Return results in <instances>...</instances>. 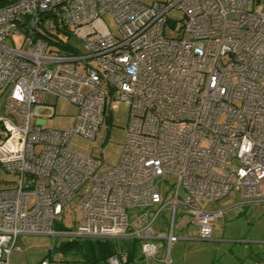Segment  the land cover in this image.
<instances>
[{"label":"built area","instance_id":"2783aa9c","mask_svg":"<svg viewBox=\"0 0 264 264\" xmlns=\"http://www.w3.org/2000/svg\"><path fill=\"white\" fill-rule=\"evenodd\" d=\"M55 33L74 42L53 44ZM7 38L23 44L6 46ZM0 94V167L16 178L0 189V264L26 235L141 240L147 259L157 255L155 241H165L160 261L168 264L175 230L190 226L209 240L221 220V210L198 200L263 196L264 8L255 0H8L0 6ZM46 96L77 108L70 127L31 123L54 115L52 107L39 115ZM119 102L128 107L126 140L117 164L102 171L70 142L93 140ZM167 177L175 188L162 205ZM75 199L77 227L59 230ZM156 205L152 219L143 214L131 230L127 209ZM165 206L171 222L162 233L153 224ZM180 206L187 214L176 220ZM124 259L116 254L107 264Z\"/></svg>","mask_w":264,"mask_h":264},{"label":"rangeland","instance_id":"374dc122","mask_svg":"<svg viewBox=\"0 0 264 264\" xmlns=\"http://www.w3.org/2000/svg\"><path fill=\"white\" fill-rule=\"evenodd\" d=\"M140 1L147 3L149 0ZM256 7L264 8V0H255ZM170 16L177 21L181 18L179 12H171ZM101 21L113 35L119 34L109 14L103 15ZM60 36L64 42L67 40L70 43L74 42L65 35L60 34ZM3 43L19 49L23 41L20 38L13 40L7 38ZM4 98L5 94H0V114ZM45 103L48 107H43L39 115L49 117L50 107L54 110V115L46 121L33 118L32 124L40 123L52 130H63L73 124L77 113V108L73 104L57 100L52 96H46ZM127 118L128 107L125 103L119 102L116 109L110 112L105 123L100 126L93 140L76 136L71 140L70 147L96 158L100 170L110 169L117 164L125 143ZM15 179L14 175L6 173L0 167V189L9 188ZM174 188L175 179L172 177H167L165 182L160 184L162 205L169 201V194ZM261 189L263 196L258 201H246L237 193H232L218 202L198 200L197 205L200 208L210 211L222 210L223 216L220 221L213 223V232L209 240L197 239L193 235L194 229L190 226L182 232L175 230L176 236L180 239L169 249L168 264H264V186ZM183 197L184 194L180 192V200ZM79 203V199H75L67 204L58 219L59 230H73L77 227L81 218ZM158 209L159 205L146 209L128 208L131 230L134 231L141 226L139 219L143 214H147L149 219H152ZM186 212L187 209L180 206L177 209L176 220L186 215ZM170 222L171 209L170 206H165L153 228L158 232L167 233ZM68 241L64 236H22L17 241L19 251L9 257V264H41L43 261H47L48 264H104L98 250L101 243L112 246L116 244L123 253L130 254L131 261L128 264H163L160 260L167 250L165 241H155L158 247L157 255L155 259H147L141 253L143 242L141 240L77 239L82 247L67 250L62 244Z\"/></svg>","mask_w":264,"mask_h":264},{"label":"trees","instance_id":"16d2710c","mask_svg":"<svg viewBox=\"0 0 264 264\" xmlns=\"http://www.w3.org/2000/svg\"><path fill=\"white\" fill-rule=\"evenodd\" d=\"M7 1L8 0H0V6L5 4ZM52 36L57 38V40L59 41V42H54V40H51L53 44H56L58 46H60V44H63V43L70 44V42H68V40L66 42H64L61 39V36L56 34V33L52 34ZM62 247L64 249H67V250H69V249H80L82 247V245L77 240H72V241H68V242L62 244ZM98 250L102 256V259L104 260V264H107V260L109 257L116 255V254L118 256H122V255L125 256V259L121 262V264H128L131 261V255L123 253V251H121L116 244L114 246H112V245H108L107 243H101L98 246Z\"/></svg>","mask_w":264,"mask_h":264},{"label":"crops","instance_id":"0c3cea01","mask_svg":"<svg viewBox=\"0 0 264 264\" xmlns=\"http://www.w3.org/2000/svg\"><path fill=\"white\" fill-rule=\"evenodd\" d=\"M232 194V193H231ZM238 194V193H237ZM226 198V197H225ZM223 200V199H222ZM221 201V200H220ZM221 212H222V210H221ZM223 213V212H222ZM223 216V215H222ZM222 218V217H221ZM212 232H213V226H212Z\"/></svg>","mask_w":264,"mask_h":264}]
</instances>
